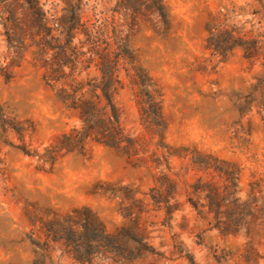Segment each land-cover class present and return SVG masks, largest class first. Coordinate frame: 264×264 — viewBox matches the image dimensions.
Masks as SVG:
<instances>
[{
    "label": "rangeland",
    "instance_id": "obj_1",
    "mask_svg": "<svg viewBox=\"0 0 264 264\" xmlns=\"http://www.w3.org/2000/svg\"><path fill=\"white\" fill-rule=\"evenodd\" d=\"M163 1L169 32L144 31L132 47L161 87L166 142L177 152L196 149L236 164L242 200L264 193V67L246 60L240 49L225 59L214 55L206 49L205 31L208 14L222 11L233 22H247L246 29L264 43V0ZM114 2L90 0L86 16L94 14V6L109 9ZM7 51L0 25L1 65ZM117 101L126 128H138L128 94ZM74 127L76 114L62 107L40 70L23 63L8 75L0 71V264H78L59 245L52 244L50 255L44 252L43 224L80 207L91 209L108 233L135 236L149 250L139 252L130 241V261L90 264H264L262 233L223 236L199 219L187 201V184L201 173L183 151L170 158L166 170L178 180L171 216L152 198L154 172L133 166L116 150L93 145L85 156L67 154L43 168L23 151L42 152Z\"/></svg>",
    "mask_w": 264,
    "mask_h": 264
},
{
    "label": "trees",
    "instance_id": "obj_2",
    "mask_svg": "<svg viewBox=\"0 0 264 264\" xmlns=\"http://www.w3.org/2000/svg\"><path fill=\"white\" fill-rule=\"evenodd\" d=\"M54 1L0 0V25L8 50L0 71L8 75L11 68L29 63L42 72L62 107L79 121V127L55 137L42 152L24 153L43 168L53 167L67 154L85 156L93 145L116 150L133 166L154 172L152 198L160 211L171 216L170 199L178 180L166 170L170 158L180 157L183 151L201 173L187 184V201L199 219L223 236L242 231L264 235V193L254 191L248 200L239 197L241 170L236 164L196 149L189 154L183 148L177 152L166 142L161 87L132 47L133 39L144 31L169 32L164 1L115 0L109 9L94 6L91 17L86 16L90 0H60L63 7ZM246 23L233 22L222 11L209 13L206 49L222 59L240 49L246 60L260 61L264 67V43L255 31L246 29ZM125 93L137 110L139 127L135 130L126 128L124 110L117 101ZM43 229L44 252L50 255L52 244L59 245L78 264L97 259L130 261L134 250L130 241L141 247L135 250L149 251L135 236L108 233L88 207L55 215L44 222Z\"/></svg>",
    "mask_w": 264,
    "mask_h": 264
}]
</instances>
